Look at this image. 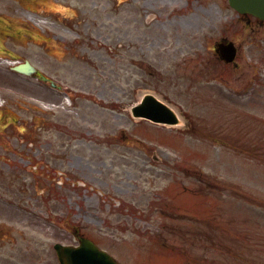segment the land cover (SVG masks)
Returning a JSON list of instances; mask_svg holds the SVG:
<instances>
[{
    "label": "rangeland",
    "instance_id": "rangeland-1",
    "mask_svg": "<svg viewBox=\"0 0 264 264\" xmlns=\"http://www.w3.org/2000/svg\"><path fill=\"white\" fill-rule=\"evenodd\" d=\"M164 1L165 7L159 0H0V54L11 50L21 60L30 59L68 87H41L0 58V107L5 106L0 111V264H55L52 244L73 242L65 209L75 211L73 218L89 232L105 226L101 219L106 214L99 211L115 208L119 197L127 202L177 198L181 213L168 221L170 227H181L183 237L169 234L168 240L184 249L164 253L151 246L146 261L159 253L170 264H264V129L262 134L234 131L248 120L242 105L252 101L246 96L232 102L217 97L211 103L196 97V79L205 69L197 68L196 61L208 57L205 49L194 48L198 35L208 33L213 16L226 12L207 7L210 17L199 10L202 16L184 21L171 10V0ZM179 2H187L188 9L177 12L192 16L197 1ZM153 11L160 18L148 21ZM29 15L48 22L36 23ZM74 15L76 22L61 19ZM230 27V33H239L240 21ZM6 32L18 39L6 40ZM30 35L48 40L52 48L28 42ZM65 91L86 99L77 104L72 99L65 113L71 122H90L91 132L81 129L74 141L50 123L41 126L35 117L36 98L55 104L61 100L65 106ZM149 91L183 111L187 126L165 128L133 118L128 108ZM258 94L256 103L248 104L263 119L264 89ZM61 115L55 109L53 116ZM30 139L36 146L73 144L72 153L65 163L59 153L54 166L33 171L26 158L34 149L22 146ZM215 204L221 206L218 216L211 209L203 213ZM119 209L110 220L125 218L130 208ZM195 233L201 238L196 240ZM114 235L132 243L149 240L132 227Z\"/></svg>",
    "mask_w": 264,
    "mask_h": 264
},
{
    "label": "water",
    "instance_id": "water-1",
    "mask_svg": "<svg viewBox=\"0 0 264 264\" xmlns=\"http://www.w3.org/2000/svg\"><path fill=\"white\" fill-rule=\"evenodd\" d=\"M240 2V4H245L244 2H242L243 0H238ZM261 1V0H258ZM251 11L257 15H262V9H260V7L255 6V7H251L250 8ZM17 69H20L22 71L25 70V67L23 65H19L17 66ZM144 110H140L139 113H141L144 116H150L152 117L154 120H163L162 118L158 117L157 113H168V111H163L161 110L162 105L160 103H158L157 101H155L154 99H152L151 97H147L146 100H144V104H143Z\"/></svg>",
    "mask_w": 264,
    "mask_h": 264
},
{
    "label": "flooded vegetation",
    "instance_id": "flooded-vegetation-1",
    "mask_svg": "<svg viewBox=\"0 0 264 264\" xmlns=\"http://www.w3.org/2000/svg\"><path fill=\"white\" fill-rule=\"evenodd\" d=\"M246 23L248 24V25H250V21H249V19H247L246 20ZM261 27V25L259 26H257V27H251V29L252 30H254V29H258V28H260ZM247 36H248V38H249V42H248V45H249V47H248V50L250 51H255V52H257V53H261L262 52V50L263 49H261L262 47H261V45L259 44V43H256L255 41H253V39H255V37H251L252 36V34L251 33H247Z\"/></svg>",
    "mask_w": 264,
    "mask_h": 264
},
{
    "label": "bare ground",
    "instance_id": "bare-ground-1",
    "mask_svg": "<svg viewBox=\"0 0 264 264\" xmlns=\"http://www.w3.org/2000/svg\"><path fill=\"white\" fill-rule=\"evenodd\" d=\"M29 18L32 19V20H34V21H38V22L41 23V20H39V19H38L36 16H34V15H29Z\"/></svg>",
    "mask_w": 264,
    "mask_h": 264
}]
</instances>
